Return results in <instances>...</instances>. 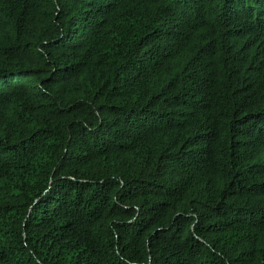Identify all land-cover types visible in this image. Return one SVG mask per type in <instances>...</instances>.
Masks as SVG:
<instances>
[{
	"label": "trees",
	"instance_id": "1",
	"mask_svg": "<svg viewBox=\"0 0 264 264\" xmlns=\"http://www.w3.org/2000/svg\"><path fill=\"white\" fill-rule=\"evenodd\" d=\"M0 264H264V0H0Z\"/></svg>",
	"mask_w": 264,
	"mask_h": 264
}]
</instances>
